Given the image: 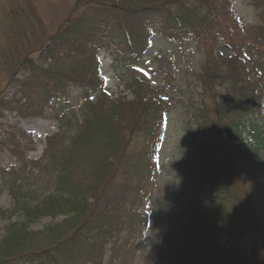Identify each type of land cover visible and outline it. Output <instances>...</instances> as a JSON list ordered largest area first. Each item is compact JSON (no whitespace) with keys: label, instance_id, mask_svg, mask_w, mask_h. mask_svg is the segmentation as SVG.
Here are the masks:
<instances>
[{"label":"trees","instance_id":"trees-1","mask_svg":"<svg viewBox=\"0 0 264 264\" xmlns=\"http://www.w3.org/2000/svg\"><path fill=\"white\" fill-rule=\"evenodd\" d=\"M85 1L83 11L73 19L68 18L57 37L52 38L39 55L38 63L28 59L17 66L27 71V80L33 79L45 86L40 100L32 103L38 107L34 113L26 110L27 107L22 111L27 112L26 116L41 117L47 107L54 105L53 100L69 104L76 95L78 102L82 101L79 108L82 120L69 118L58 133L46 139L42 159L45 165L28 168L22 164L7 174L13 204L9 210L0 211L2 219L8 221L0 240V264L94 262L103 249L118 243L124 230L134 232L137 222L142 226L140 220L146 221L141 211L145 203L141 187L155 175L157 162L148 155L152 145L153 150L159 146L150 145L148 137L156 134V124L161 122V100L157 94L149 95L143 82L132 78L127 83L134 96L132 101L114 100L105 95L96 54L116 48L133 64L155 35L176 42L193 38L200 44L208 36H224L223 41L238 57L235 62L221 54L216 58L207 57L200 68L202 74L198 81H201L203 94L197 105L194 102L198 113L189 138L191 158L184 167H178L184 191L179 194L180 200L171 202L165 216L159 215L158 219L162 217L163 221L171 222L181 205L179 221L193 224L198 232H203L201 228L205 223L215 234L211 247L204 245L212 255L223 258L226 256L223 252L231 255L225 264L259 261L256 256L259 246L252 242L247 228L251 226L240 225L244 217L246 220L254 217L245 216V198L240 197L244 185L232 165L238 158L237 151H241L244 160L264 172V125L263 120L258 119L262 92L253 73L248 71L250 59L254 61V55L263 56L264 43L258 49L254 44L252 51L232 47L233 41L225 37L228 30L225 16L232 15L228 0L222 3H218L219 0ZM259 6L264 10V5ZM143 33L144 41L140 38ZM259 35L264 38V29ZM138 38L143 42L139 46ZM253 64L254 71L258 70L264 78L262 58H256ZM229 65L237 69L236 74H227ZM210 75L213 77L208 81ZM217 86L223 90L219 94L223 103L217 101ZM135 136L143 140L147 153L144 149L131 151V138ZM246 137L252 142H246ZM224 140L232 147V152L225 148ZM221 144L225 150H221ZM93 161L99 167L97 178H90L87 169ZM131 179L137 180L136 186L131 185ZM225 208L230 209L225 212ZM122 215L129 219H123ZM41 218H50L52 223L29 232L28 228ZM193 232L196 231L187 236L186 231H180L176 235L180 240L173 239L172 246L182 244V238H189L193 241L186 243L195 244ZM162 249L158 246L155 252L160 253ZM195 259L204 264L202 256ZM149 264L154 261L150 260ZM161 264H169V261Z\"/></svg>","mask_w":264,"mask_h":264},{"label":"rangeland","instance_id":"rangeland-1","mask_svg":"<svg viewBox=\"0 0 264 264\" xmlns=\"http://www.w3.org/2000/svg\"><path fill=\"white\" fill-rule=\"evenodd\" d=\"M86 2L85 0H0V211L9 210L13 204L7 184L9 178H6L4 172L18 168V165L22 164L28 165V168L43 165L47 137L58 133L64 123L70 120L69 118L76 121L82 120V112L79 109L82 101L78 102L75 93L72 96L75 95L74 100H71L69 104H59V100H53L54 105L47 107L41 117L26 116L27 112L22 111L27 107L26 110L34 113L38 107L32 106V103L40 100L45 86L36 80H27L26 77H29L26 74L27 71H24V67L17 68V66L28 59L38 63L39 55L50 40L57 37L61 31L60 28L69 17L73 19L83 11V4ZM222 2L223 0L218 1V3ZM260 2L264 0L228 1V5L233 7L234 31L227 32L225 37L230 39L233 36V40L239 46L240 44L247 46L256 44L255 47H260V44L264 43V38L261 39L259 35L264 29V10H261L259 6L264 3ZM258 14H261V19L258 18ZM258 37L261 40L259 43H257ZM140 38L145 40L144 33ZM140 38L136 40L138 46L143 43ZM223 38L224 36H208L202 45L198 44L199 48L192 39L170 43L161 38H151V47L145 50L143 55L145 57L138 61L136 68L141 67L149 72L148 83L153 89L161 91V98L165 101L160 102L161 122L158 121L156 124L155 138L148 137L150 145L157 143L159 146L157 150H153L152 145L148 155L150 160L156 159L155 175L141 187L145 192L144 196H147L144 203L146 208L143 209L153 220L152 225L145 226L147 222H143L141 226L138 223L133 229L134 232L122 233L118 243L103 249L94 262L83 264H149L150 260L154 261V264H157V261L160 264L164 261H169V264H200L195 259L198 255L202 256L204 264H225L228 259H231V255L225 252L222 254L226 255L225 258L212 255L211 250L204 246L209 244L211 247L212 240L215 238V234L211 233L205 223L202 226L204 228H201L203 232L201 230L198 232L196 228H193V224L179 221V214L183 210L181 205L175 204L178 210L171 222L162 220L165 210L171 207V202L180 200L179 194L184 191L178 178V167L183 166L191 158L188 150L190 132L194 130V116L198 113L195 105L203 94L201 81H198L199 75L202 74L200 68L203 67L207 57L216 58L219 54L231 58L233 62L238 59ZM97 56L96 63L99 64L100 78L105 80V88L109 91V95L113 99L131 101L133 97L127 84L128 77L132 78L135 75L131 70V62L129 60L122 62L120 59L123 58V54L116 48L110 51L103 50ZM77 57L80 58L78 54ZM250 61L248 71L253 73L255 82H258L259 89L263 92L258 104L261 114L258 119L263 120L264 125V89H262L264 78H261L263 75L258 70L254 71L255 61L251 59ZM232 67L229 65L228 75L236 74L237 69ZM90 69L92 70V66ZM212 77V75L208 76V81ZM14 78L15 80L11 83ZM216 89H219L217 101L223 103L219 95L223 90L219 86ZM190 105L192 111L189 109ZM163 115L166 116V123L162 121ZM223 142L225 148L232 152V147L227 144V141ZM246 142H250V137H246ZM209 143L213 145L212 142L209 141ZM130 146L133 152L141 149L145 151L144 142L139 136L131 138ZM221 147V150H225L222 144ZM237 155L238 158L234 159L236 163H233L232 168L238 171L241 183L244 185L240 192V197L245 198L244 213L245 216L250 214L254 217H249L248 220L244 217L240 225L251 226V228L247 227L249 235L252 242L259 246V252L256 255L259 256V261L252 260V262L264 264V172H261L260 168L255 166L256 164L244 160L241 151H237ZM262 155L264 160V153ZM221 166L228 168V165ZM97 168L99 167L95 161L88 165L90 178L91 176L97 178ZM90 178L89 181H91ZM130 183L136 186L137 180L131 179ZM113 193L115 194L114 190ZM135 195L136 193L132 195V198ZM229 209L225 208L224 211L228 212ZM159 215H162L161 219H158ZM24 216L22 213L21 218ZM232 220L235 221L236 218ZM200 221L204 220L200 219ZM244 222L247 224L245 225ZM7 223L8 221L0 216V240ZM49 223H52V219L41 218L33 227H29L28 231H39ZM165 230V235L162 237ZM193 230L196 231L193 232L196 235H192V238H195V244L188 243L193 241L189 238H182V244L172 246L173 239L180 240L176 236L180 231H186L187 236H191ZM158 246L163 248L160 253L155 252ZM249 249H251L250 245Z\"/></svg>","mask_w":264,"mask_h":264}]
</instances>
